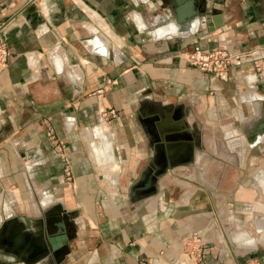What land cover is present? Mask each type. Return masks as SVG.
<instances>
[{"label":"crops","instance_id":"crops-1","mask_svg":"<svg viewBox=\"0 0 264 264\" xmlns=\"http://www.w3.org/2000/svg\"><path fill=\"white\" fill-rule=\"evenodd\" d=\"M188 1L0 0V221L13 215L37 241L48 221L68 235L51 262L0 244V264H264V133L245 130L264 120V0H195L213 31L164 23ZM216 45L255 56L226 80L185 58ZM165 107L185 123L180 142H195L192 160L136 200ZM104 108L117 110L109 124ZM194 232L199 263L185 251Z\"/></svg>","mask_w":264,"mask_h":264},{"label":"water","instance_id":"water-1","mask_svg":"<svg viewBox=\"0 0 264 264\" xmlns=\"http://www.w3.org/2000/svg\"><path fill=\"white\" fill-rule=\"evenodd\" d=\"M33 1L29 0V3ZM187 3V8L173 4V13H170V11L166 12L169 13L166 21L179 24L180 27H184V31L191 28H187L189 25L194 24L196 26L207 21V30L213 31L215 25L208 20L209 11H206L203 4L195 3V0H189ZM217 19H220V17ZM218 25L219 23H216V26ZM172 112L173 110H167L166 107L161 112H156L155 116L159 119L152 127L154 134H156L154 155L141 173L140 178L131 187V194L136 200L155 195L159 180L169 170H173L182 164H187V162L192 160L195 142L191 137H188V141L180 142L179 139L186 137L182 133L186 129V126L182 119L175 117L176 120L174 121L171 118ZM245 130L249 140L255 138L258 134H263L264 120L253 124L248 130L245 128ZM179 149L183 151L181 152ZM0 222V244L19 250L23 255L24 261L27 263L45 258L51 262L53 258L62 253L63 245L68 241V235L63 232L64 230L61 227L64 223L57 222L55 224L57 228L52 230L49 227L51 224L48 221L44 237L40 241H37L35 236H31L29 232L23 231L21 226L14 221L13 215H4ZM24 248L26 249L25 253L22 252Z\"/></svg>","mask_w":264,"mask_h":264},{"label":"built area","instance_id":"built-area-1","mask_svg":"<svg viewBox=\"0 0 264 264\" xmlns=\"http://www.w3.org/2000/svg\"><path fill=\"white\" fill-rule=\"evenodd\" d=\"M255 51L247 53H235L223 45H216L208 48H197L188 52L185 56L188 63L205 74H210L213 78L226 80L229 77V70L238 65H242L245 58L255 56ZM8 50L5 42H0V63L6 64ZM256 67L263 71L264 58L255 60ZM117 116L115 108H104L101 110V120L104 124H109L111 119ZM48 137L54 147L64 159V176L67 181L73 180V173L70 160L65 152L66 144L55 133L52 127L48 128ZM205 241L201 235L194 232L185 240V251L190 258L199 263L203 259ZM138 264H150L148 258H141Z\"/></svg>","mask_w":264,"mask_h":264},{"label":"bare ground","instance_id":"bare-ground-1","mask_svg":"<svg viewBox=\"0 0 264 264\" xmlns=\"http://www.w3.org/2000/svg\"><path fill=\"white\" fill-rule=\"evenodd\" d=\"M168 15H169V13H168ZM167 20V19H166ZM169 23V21H165L164 23ZM172 22V21H171ZM194 25V24H193ZM193 25H189L190 27H194ZM166 31V30H165ZM181 31V30H180ZM239 234V233H238ZM235 237H237V234L235 235ZM238 238V237H237Z\"/></svg>","mask_w":264,"mask_h":264},{"label":"flooded vegetation","instance_id":"flooded-vegetation-1","mask_svg":"<svg viewBox=\"0 0 264 264\" xmlns=\"http://www.w3.org/2000/svg\"><path fill=\"white\" fill-rule=\"evenodd\" d=\"M22 255V254H21ZM23 256V255H22Z\"/></svg>","mask_w":264,"mask_h":264}]
</instances>
